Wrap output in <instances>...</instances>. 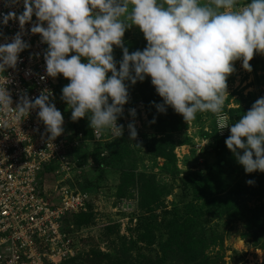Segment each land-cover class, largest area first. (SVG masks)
I'll list each match as a JSON object with an SVG mask.
<instances>
[{
  "label": "clouds",
  "instance_id": "clouds-1",
  "mask_svg": "<svg viewBox=\"0 0 264 264\" xmlns=\"http://www.w3.org/2000/svg\"><path fill=\"white\" fill-rule=\"evenodd\" d=\"M18 2L5 0V7ZM23 6L19 14H0V24L15 19L23 30L33 15L38 19L29 32L39 33L47 44V75L69 79L61 99L71 108L72 121L87 115L94 133L107 129L120 137L123 126L117 119L128 100L125 81L135 84L149 76L163 98L162 104H155L158 111L171 106L188 123L197 113L213 114L218 130L229 129L225 145L245 173L264 172V97L234 124L223 112L233 61L241 60L242 67L251 71L254 53L264 54V0L244 4L239 0H23ZM132 25L139 27L147 44L129 53L122 37ZM113 45L122 49L118 70ZM27 47L21 32L11 42L0 43V113L13 109L5 69L15 68L18 54ZM70 52L75 54L68 56ZM49 96L45 89L31 100L21 97L15 116L19 119L38 108L37 117L51 141L63 132L64 121ZM129 114L135 116V109ZM127 128L130 139H135L134 123Z\"/></svg>",
  "mask_w": 264,
  "mask_h": 264
},
{
  "label": "rangeland",
  "instance_id": "rangeland-1",
  "mask_svg": "<svg viewBox=\"0 0 264 264\" xmlns=\"http://www.w3.org/2000/svg\"><path fill=\"white\" fill-rule=\"evenodd\" d=\"M240 1L247 2V0ZM122 41L129 53L143 50L147 44L137 25H132L125 30ZM73 54L75 53L70 52L67 55ZM112 55L116 65H119V61L122 59L121 47L113 45ZM81 62H86V58L81 57ZM249 64L251 71L242 67L241 60L233 61L234 71L227 76V93H225L224 105L226 104L227 109L238 108V116L249 110L255 100L264 97V54L254 53ZM64 82L65 85L68 84L69 79L66 78ZM125 84L128 90V100L123 108L125 115H128L130 104L142 100L140 98L144 96L140 92V88H143L141 83L131 84L129 81H125ZM61 96L62 94L58 96L56 107L61 111L63 121H69V126L70 122L74 124L76 121L70 119L71 108L61 99ZM228 113L226 111L227 117H229ZM238 116L235 115V119ZM137 117L138 115L136 117L126 116L124 119L126 126L129 122L134 123L137 137L130 139L129 129L121 135L123 149L119 156L122 161H119L118 154H115L112 156V164L105 163L100 166V159L94 158V155L90 156L91 152H95L96 144L91 145L87 159H82L81 154L76 153V156L81 158L82 164L78 182L82 184L85 181L91 182L94 186L89 189L92 200L90 220L87 223L78 224L76 216H70L66 222L67 228L74 232L78 242V251L75 256L77 260L71 264L87 262V258L93 251H101L114 256L117 250L123 251V249H126L127 257L133 264H149L154 261L159 256V242L167 237L168 232L165 224L168 223L171 216L168 215L165 219L162 217L161 221L148 215L145 220L141 221L142 226L139 225L140 222H137V219H132L133 216L140 215L139 181L126 183L123 181L124 171L134 172L136 176L141 173L154 174L156 182L163 187L165 193L163 201L169 209L173 204L182 207L192 198L191 193L182 188L184 175L188 171L206 172L216 160V153L213 150L214 141L203 136L204 131L212 128L215 119L213 114L197 113L194 120L189 123L185 121L184 129L170 131L169 138L173 139L176 144L174 149L176 168L168 167V170L163 167L165 159L156 156L150 149L155 126L150 123L147 116L146 118ZM119 121L122 122L120 119ZM73 124L71 126H74ZM62 127L65 126L62 125ZM227 130L225 133L230 134L229 129ZM160 136L157 135V137ZM172 171L178 172V176L175 177ZM247 175L243 166L239 164L230 169V176L234 182H244ZM121 185V189L126 190V196L120 199L118 196ZM244 203L247 209L248 207L255 208L264 206V199L248 197ZM155 214L160 213L156 211ZM203 228L209 244L205 254L214 264H264V233L259 237L252 235L247 237L245 234L248 230L245 221L230 220L226 216H214L208 222L203 223ZM63 264L70 263L65 261ZM99 264L109 263L102 260Z\"/></svg>",
  "mask_w": 264,
  "mask_h": 264
},
{
  "label": "built area",
  "instance_id": "built-area-1",
  "mask_svg": "<svg viewBox=\"0 0 264 264\" xmlns=\"http://www.w3.org/2000/svg\"><path fill=\"white\" fill-rule=\"evenodd\" d=\"M23 10V0L8 7L0 0V14ZM38 22L33 15L23 30L15 19L0 24V43L11 42L21 32L29 45L18 54L15 68H6L4 73L13 109L0 113V264H63L77 255L78 242L66 222L70 216L88 212L92 200L89 190L79 187L82 164L76 153L90 152L96 144L104 155L106 143L118 137L107 129L92 130L89 137L64 120L63 132L49 141L45 125L37 117L38 108L16 118L15 108L25 95L31 100L46 89L50 102L58 105L56 90L66 80L62 74L51 77L45 71L47 44L41 42L39 33L29 32ZM116 67L118 70L119 65ZM130 105L135 117L148 118L142 100ZM126 116L132 117L123 108L117 119L124 126L123 133L128 131Z\"/></svg>",
  "mask_w": 264,
  "mask_h": 264
},
{
  "label": "trees",
  "instance_id": "trees-1",
  "mask_svg": "<svg viewBox=\"0 0 264 264\" xmlns=\"http://www.w3.org/2000/svg\"><path fill=\"white\" fill-rule=\"evenodd\" d=\"M239 3L246 2L239 0ZM150 80L151 78L146 76L142 82L137 81L143 86V88H140V92L144 97L140 99L145 103L150 123L155 126V134L152 135L150 149L156 156L165 159L163 166L165 169L168 170V167L175 169L176 156L174 149L176 144L173 139L169 138L170 131L184 129L186 127L185 120L171 106L165 105L164 112L158 111L155 104H162L163 98L156 93ZM63 85L65 84L63 83L57 87V100L58 96L62 94ZM109 102H111V99ZM226 111L229 112V124H234L240 118L237 113L238 108L227 109L225 104L223 107L224 114H226ZM235 115L238 116L236 119ZM73 125L77 131L81 130L86 136H92V128L89 127L87 115L76 120ZM227 129L226 127L223 130H218L214 119L212 128L203 132V136H207L214 141L213 150L216 153V160L206 172L188 171L184 175L182 188L189 191L192 198L182 207L173 204L172 208H167L163 201V196H165L163 187L156 182L154 174L141 173L136 176L134 172L124 171L123 181L126 183L139 181L140 215L133 216L132 219H137V222H140L139 225L142 226L141 221L145 220L148 215L161 221L162 217L165 219L168 215L171 216L168 223L165 224L168 232L167 237L159 242V256L149 264H214L205 254L209 244L205 230H203V223L208 222L214 216H226L230 220L241 219L245 221L248 230L245 234L247 237L250 235L259 237L264 233V206L248 207L247 209L244 203L248 197H255L258 200L264 199V173L254 171L248 173L244 182L233 181L230 176V169L239 163L233 152L225 145L224 141L230 135L225 133L228 131ZM157 135L161 136L157 137ZM121 138L122 136L106 143V153L104 155H101L102 150L99 147L95 148V152H91V154L90 152L84 153L83 150L78 152L81 154L82 159H87L89 154L90 156L94 155V158L100 159V166L105 165V163L112 164V156H115V154H118L117 158L122 161L121 156H119L123 149ZM178 174V172H173L175 177ZM248 180H252L253 183H246ZM93 186L94 184L91 182L85 181L83 184L80 183L79 187L89 190ZM121 187L122 185L119 188L118 196L120 199L126 196V190L121 189ZM89 206L88 212L75 215L78 224H84L90 220L92 208L91 205ZM156 211H159L162 215L155 214ZM76 260V257H73L66 260V263L71 264ZM102 260H106L109 264H133L127 257L126 249H123V251L117 250L114 256L101 251H93L90 257L87 258V262L77 264H99Z\"/></svg>",
  "mask_w": 264,
  "mask_h": 264
}]
</instances>
